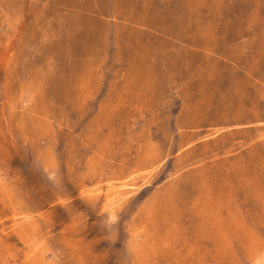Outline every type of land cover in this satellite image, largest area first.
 <instances>
[{
	"label": "rangeland",
	"instance_id": "rangeland-1",
	"mask_svg": "<svg viewBox=\"0 0 264 264\" xmlns=\"http://www.w3.org/2000/svg\"><path fill=\"white\" fill-rule=\"evenodd\" d=\"M0 264H264V0H0Z\"/></svg>",
	"mask_w": 264,
	"mask_h": 264
},
{
	"label": "bare ground",
	"instance_id": "bare-ground-1",
	"mask_svg": "<svg viewBox=\"0 0 264 264\" xmlns=\"http://www.w3.org/2000/svg\"><path fill=\"white\" fill-rule=\"evenodd\" d=\"M142 176V175H141ZM147 182V181H146ZM134 188V187H133ZM155 203V202H154ZM146 206V205H145ZM191 208V207H190ZM155 210V209H154ZM173 210V209H172ZM153 213V212H152ZM153 215V214H152ZM145 217H146V215H145ZM152 222V221H151ZM167 222V221H166ZM155 225V224H154ZM145 227V226H144ZM145 229V228H144ZM157 229V228H156ZM173 229V228H172ZM154 230V232H155V229H153ZM152 230V231H153ZM168 232V231H167ZM144 236V235H143ZM173 237V236H172ZM150 238V237H149ZM160 242V241H159ZM151 244V243H150ZM161 245V244H160ZM153 246V245H152ZM148 249V248H147ZM155 252V251H154ZM146 253H147V251H146ZM151 253V252H150ZM147 255V254H146ZM151 255V254H150ZM156 255V254H155ZM157 256V255H156Z\"/></svg>",
	"mask_w": 264,
	"mask_h": 264
}]
</instances>
